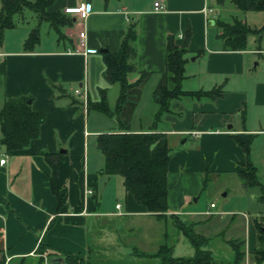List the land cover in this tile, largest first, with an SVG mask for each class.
Instances as JSON below:
<instances>
[{"label": "crops", "instance_id": "crops-1", "mask_svg": "<svg viewBox=\"0 0 264 264\" xmlns=\"http://www.w3.org/2000/svg\"><path fill=\"white\" fill-rule=\"evenodd\" d=\"M82 1L90 2L92 11L84 19L68 14L73 24L61 26L62 35L29 13L31 24L15 38L12 31L24 21V9L15 15L16 27L5 29L0 42V61L5 62L0 109L6 97L23 95L29 98L32 109L44 112L38 136L24 148L7 150L0 143L4 146L0 147V158L7 157L0 163V264H24L27 260L30 264H48L50 255L60 262L64 252L89 262L92 246L107 245L95 238L98 229L93 230L92 222L129 214L150 216L156 221L162 218L146 211L126 190L125 205L116 202L113 209L99 208L101 191L113 174L100 172L104 160L102 163L97 153H89V135L97 137L122 128L131 132L154 128L166 134L170 149L178 150L170 156L167 166L168 213L183 209L189 197L186 191H174L176 185L195 181L198 174L204 173L209 158L214 157L212 167L237 172L245 162L238 141L252 136L251 154L253 141L264 135V68H256L257 62L252 66V54L262 53L264 48L259 42L249 47L247 36L244 49H228L220 27V22L239 19L257 29L246 20L252 17V10L242 17V10L231 0H51L47 9L64 13L66 7ZM155 1L162 4L163 10L153 9ZM37 22L43 25L44 32L41 35L39 31V39L26 48L24 41ZM132 23L136 31L135 68L127 78L133 82L146 73L127 91L116 112L119 86L115 88L116 82L104 74L102 53L116 51ZM80 31H84L86 52L78 43ZM252 33L261 35V31ZM168 35L178 45L185 43L187 49L181 88H218L220 93L175 98L154 126L158 108L155 93L166 82ZM102 90L108 113L89 108L91 102L102 98ZM89 110L108 119L90 118ZM43 152L61 159L57 171L60 203L50 187L51 169ZM245 221L253 228L249 220ZM114 237L116 234L111 232L108 238ZM254 247L250 240L249 246L245 245L244 264H251L248 257ZM41 248L46 256L40 254Z\"/></svg>", "mask_w": 264, "mask_h": 264}, {"label": "trees", "instance_id": "trees-1", "mask_svg": "<svg viewBox=\"0 0 264 264\" xmlns=\"http://www.w3.org/2000/svg\"><path fill=\"white\" fill-rule=\"evenodd\" d=\"M224 0H217L222 3ZM242 11L263 10L264 0H231ZM51 0H0V42L4 30L16 27L15 15L25 8L29 9L38 22L46 21L54 28L58 35H62L61 26L71 25L70 12L49 11L47 7ZM221 36L225 40L228 49H244L246 38L252 31H262L264 25L254 29L245 22L234 19L232 22H220ZM136 31L134 24H130L124 33L120 45L116 51L105 50L102 53L104 74L110 77L112 82L119 83V93L116 98L114 110L118 112L122 107L127 91L138 84L146 72H142L137 80L130 82L127 74L135 68L133 58L135 56L134 42ZM39 39V24L32 27L24 41L26 48L31 47ZM185 43L176 44L172 35H168L165 43V73L166 82L155 93L158 104L154 114V126L164 112L169 110L170 102L182 95L194 97L214 96L220 93V89L202 91H185L181 88L184 77ZM5 74V62L0 61V84ZM105 92L102 90V98L98 102L90 103L89 108H95L102 113H108ZM28 97L23 95L6 97L0 109V143L7 150L24 148L31 139L39 134L40 124L44 121V112L34 110L28 102ZM252 136H246L244 141H238L245 153L244 167L237 171L238 175L247 185L259 184L255 178V167L252 164L250 144ZM97 148L104 156V164L100 172L104 174H118L122 177V183L126 191L131 193L135 201L145 207L146 211L158 217L172 215L177 223L176 227L194 246L195 251L189 257H175L171 253V247L167 244H159L157 250L144 257L155 258L154 264H242L245 257L244 241L230 239L232 258L226 261H215L209 249L202 248L207 241L203 235L192 230L195 222H185L176 214L168 213L167 208V184L166 174L170 159V147L167 136L154 128L145 132H131L122 128L115 132L100 133L96 137ZM45 160L50 165L49 184L61 202L62 195L59 191L57 171L61 163L60 157L43 152ZM59 156V154H57ZM264 200V192L262 198ZM256 229V244L251 251L255 264H264V225L253 219ZM42 251V248H41ZM40 251V252H41ZM58 264H86L84 257L64 252ZM88 263V261H87ZM43 264V263H39Z\"/></svg>", "mask_w": 264, "mask_h": 264}, {"label": "rangeland", "instance_id": "rangeland-1", "mask_svg": "<svg viewBox=\"0 0 264 264\" xmlns=\"http://www.w3.org/2000/svg\"><path fill=\"white\" fill-rule=\"evenodd\" d=\"M25 10L24 21H20L21 24L12 31L15 38L18 33L20 34L23 30H26L28 25L31 24V20L27 17L30 16L29 13L31 12L29 9L25 8ZM246 12L248 11H242V17L246 16ZM250 12L252 17H246L250 25H255L257 28L259 25V28L264 25L263 10H252ZM26 20L28 21L26 22ZM37 24L38 22L34 26ZM39 31L41 35L44 32L41 23H39ZM248 39L249 47H256L259 42L261 43L260 46L264 48V29H262L261 35L249 34ZM252 56H254L252 66L257 62L256 68H264V52L254 53ZM114 86L118 89L119 85L116 82ZM95 116L108 119V117L95 110H89V117L93 118ZM105 124H108V122H105ZM86 141L89 144V153H97L103 163L104 157L97 148L96 136L89 135ZM252 144L249 158L255 167V178L259 184H245L236 170H222L212 167L211 160H213V157L209 158L204 173L198 174L195 181L192 179L189 182L182 181L179 185H176L174 190L186 191L189 197H187V202L184 204V210L177 209L176 212L169 211V213L176 214L185 222H195L191 225L192 230L208 238L202 248L209 249L215 261H226L232 258L230 239L243 240L244 249L245 245L249 246V240L252 245L256 244L257 228L253 223L254 218L264 225V200H261L262 191L264 192V135H258V138ZM0 147L4 148L1 145ZM177 148H181V146L177 145ZM177 151L176 148L170 149L171 155H174ZM172 175L173 173L169 177L171 182ZM112 178L101 191L100 203L102 206L99 208L113 209L116 202L125 205V189L121 184L122 177L113 174ZM210 202H213L215 207L210 208ZM188 210L190 212H186ZM110 218L107 220L98 219L92 222L94 224L93 230L98 229L95 238L99 237L103 245L105 243L107 245L103 247L92 246L91 251L93 252L89 253V262H86V264H154L156 263L155 258L144 257V255L154 253L159 244L170 246L171 253L175 257H189L194 254V246L177 229V221L172 215L168 214L157 221L150 216L145 217L135 214L111 216ZM143 218H147V220ZM246 219L251 222L253 228L246 226ZM252 230L255 232L254 236H252ZM111 232L112 235L113 233L116 234L114 239L108 238ZM89 235L91 236L92 232H89ZM248 236H252V238L249 239ZM40 254L45 253L41 251ZM40 259L44 262L43 258ZM49 259L50 264L59 263L56 256L50 255ZM248 260L251 264L254 263L251 254H249ZM10 264L18 263L11 262ZM24 264H30V261L27 260ZM242 264H244V261Z\"/></svg>", "mask_w": 264, "mask_h": 264}, {"label": "built area", "instance_id": "built-area-1", "mask_svg": "<svg viewBox=\"0 0 264 264\" xmlns=\"http://www.w3.org/2000/svg\"><path fill=\"white\" fill-rule=\"evenodd\" d=\"M153 9H154L155 11H160V10H163V6H162V4H161L159 1H155V2L153 3ZM64 11H65V12L74 13V14H76L79 18L84 19V18H86L87 15L92 11V5H91V3L88 2V1H82V2L77 3V4L74 5V6L66 7ZM78 43H79V46H80L81 48H83L82 50H83L84 52H86L87 50H85V49H87V48H85L84 31H80V32H79V42H78ZM84 48H85V49H84ZM93 50H94V49H93ZM75 92H76V93H79V90L76 89ZM4 160H5L4 158H0V163H3ZM88 192L90 193L91 190H88ZM214 206H215V205H214L213 202H210V203H209V207H210V208H212V207H214ZM115 207L118 208V207H119V204H116Z\"/></svg>", "mask_w": 264, "mask_h": 264}, {"label": "water", "instance_id": "water-1", "mask_svg": "<svg viewBox=\"0 0 264 264\" xmlns=\"http://www.w3.org/2000/svg\"><path fill=\"white\" fill-rule=\"evenodd\" d=\"M28 102H30V100L28 99Z\"/></svg>", "mask_w": 264, "mask_h": 264}]
</instances>
